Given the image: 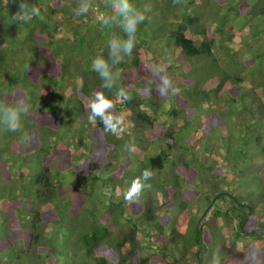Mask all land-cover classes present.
Masks as SVG:
<instances>
[{"label":"trees","instance_id":"1","mask_svg":"<svg viewBox=\"0 0 264 264\" xmlns=\"http://www.w3.org/2000/svg\"><path fill=\"white\" fill-rule=\"evenodd\" d=\"M20 2L0 0V100L30 103L20 131H0V264H212L214 252L220 264H249L251 249L264 253V0H131L151 11L118 66L127 102L102 89L93 67L122 28L91 11L75 16L78 0H26L39 16L11 23ZM93 4L112 14L104 0ZM235 37H249V50L229 46ZM148 64L165 67L179 94L142 95ZM97 91L131 113L123 135L104 133L99 118L91 125ZM245 97L257 118L232 110ZM210 102L218 105L194 129L189 110ZM200 139L206 154H226L230 175L190 153ZM174 151L176 174L167 169ZM145 169L153 176L139 202L115 195Z\"/></svg>","mask_w":264,"mask_h":264},{"label":"clouds","instance_id":"2","mask_svg":"<svg viewBox=\"0 0 264 264\" xmlns=\"http://www.w3.org/2000/svg\"><path fill=\"white\" fill-rule=\"evenodd\" d=\"M173 3L178 4L180 0H173ZM104 4L105 7L113 10L111 15L94 7L93 0H78V6L74 9V14L80 17L91 11L95 13L94 19L98 24L107 26L109 23H115L122 28L124 36L113 35L108 43V59H105L102 55L97 56L93 61V67L102 81V89L111 90L116 87L118 89L116 95L122 102H127L132 99L128 90L131 86L118 83L123 71L118 66L123 63L126 56H131L137 42L138 27L148 18L146 14L151 11V6L144 5L142 9L137 8L131 3V0H104ZM19 9L10 18L11 23L21 20L27 22L32 17L39 16V9L35 5L28 4L26 0L20 2ZM145 70L150 75L144 81L145 86L142 95L150 96L153 89L161 97L179 94V88L174 85L172 76L165 67L148 64L145 66ZM87 108L89 110V120L94 122L99 118L103 124L104 133L123 135L133 126L132 121L129 119L131 113L127 110L116 112L115 101L106 96L103 91H97L89 98ZM29 112V100L22 94H13L10 99L0 100V131H20L22 127L21 119ZM24 139H28L27 134H25ZM152 176L153 172L150 169H145L141 176L134 178L130 187L124 193L125 200L130 203L136 202L143 190L146 187H151L145 182L151 179ZM110 193V188L105 189L106 195H110ZM246 259L249 264H264V253L253 248ZM212 264H220L218 252L213 253Z\"/></svg>","mask_w":264,"mask_h":264},{"label":"rangeland","instance_id":"3","mask_svg":"<svg viewBox=\"0 0 264 264\" xmlns=\"http://www.w3.org/2000/svg\"><path fill=\"white\" fill-rule=\"evenodd\" d=\"M248 3L249 2H251V4L252 3H254V2H256L257 0H253V2L252 1H250V0H246ZM245 4H246V2H245ZM149 5V4H148ZM259 21H260V19H259ZM261 22V21H260ZM164 40H163V42H165V41H167V39H165V38H163ZM252 41L249 39V37H246V38H239V37H235V38H233L232 39V41L230 42V44H229V46H231L233 49H242L243 51H248L249 50V47H250V43H251ZM254 43V42H253ZM255 48H257V45H255L254 46ZM263 49H264V47H263ZM245 57V56H244ZM223 65H225V62L223 61L222 63H221V66H223ZM248 93V92H247ZM263 100H264V98H262V102H263ZM251 101V98H247V97H245V99L243 100V101H240L237 105H233L232 106V110H237L239 113H242V114H248V112H246V111H242L241 109V107H240V105H243V106H245V107H249L248 108V110L250 111V113L251 114H253V117H255V118H257V116H256V110H254V109H252V105H250V102ZM218 104L216 103V102H210V103H207V104H205V106H203V107H201V108H199V109H197V111H194V112H192V110H189L190 111V114H191V116H192V118H193V122H194V124H193V127H194V129L196 128V129H199V125H201L206 119H207V117H208V113H213L214 111H213V108H215L216 106H217ZM247 118V117H246ZM251 120H253L252 119V117L249 119V122L251 121ZM226 121H227V123L230 125L233 121H235V117H234V115H232V116H230V117H228V118H226ZM94 124V122L93 121H91V125H93ZM262 125H264V122L262 123ZM201 135V132H198L196 135H194L195 136V138H197V140H198V137ZM201 138V137H200ZM199 141V140H198ZM202 141H203V139H200V145H197L196 147H195V149L194 150H191L190 151V153L193 155V156H195V157H197V158H200V163L201 162H203V160H205V166H207V165H212L213 164V168H216V167H220V166H222V168L223 169H225L226 168V171H227V168H229L230 167V160L228 159V157L226 156V154L224 153V152H222V151H219V152H216L217 153V156L215 155V153H213V154H206V152L205 151H203V149L201 148V146H202ZM72 147V146H71ZM250 150L252 151L253 150V146H252V148H250ZM71 151H73L74 152V148L72 147V150ZM251 151L248 153V155H251ZM177 155H178V157H179V154H178V152H176V151H174V153H173V155H172V157H171V163L169 164V166L167 167V169H171V171H173L175 174L177 173V160H176V158H178L177 157ZM263 158V156L262 157H259V158H257V159H261V160H263L262 159ZM190 159H191V157L190 156H187V157H185V161H187L190 165H191V167L193 166V167H195V169H196V165H194L191 161H190ZM78 163L80 164V163H82L81 161H78ZM215 163V164H214ZM258 163V162H257ZM260 165H257V164H255L254 162H252L251 164H249V168H251V169H257L258 167H259ZM197 171H198V169H196ZM228 172V174L230 175V172L229 171H227ZM244 172H245V170H244ZM197 173H200V176L198 175L197 177H196V179L194 180V182L195 183H202V181L204 180V177H205V175H207L208 176V173H207V171H200V172H197ZM211 174V173H210ZM240 175L238 174L237 175V177L238 178H240L239 177ZM247 176H249V175H247ZM179 177H181V176H179ZM233 180V179H232ZM131 182L132 181H130V182H128V183H124L122 186L123 187H119V188H117V190H116V193H115V195L117 196V197H124V193H125V191L130 187V185H131ZM232 183V186H234L233 185V182H231ZM240 187H241V190L243 189V190H245L246 191V193H249V192H251L252 190V187H250V188H247V189H244L245 187H244V185L242 184V185H240ZM147 188V187H146ZM152 193H154V192H152ZM254 193H255V191H254ZM141 198H143V192L141 193V195H140V197H139V199L136 201V203L137 202H139V200L141 199ZM125 199V198H124ZM159 201H161V199L159 200ZM128 203H130L129 201H127ZM197 209L198 208H196V206H195V204L193 203V202H191L190 204H189V207H188V213L190 214V215H194L195 213H196V211H197ZM257 210H258V212L256 213L257 215H261L262 214V211H263V208H261V207H259V208H257ZM173 214V213H172ZM241 248H242V245L239 243V244H237V247H236V249L237 250H241Z\"/></svg>","mask_w":264,"mask_h":264},{"label":"water","instance_id":"4","mask_svg":"<svg viewBox=\"0 0 264 264\" xmlns=\"http://www.w3.org/2000/svg\"><path fill=\"white\" fill-rule=\"evenodd\" d=\"M197 249H198V247H197Z\"/></svg>","mask_w":264,"mask_h":264}]
</instances>
